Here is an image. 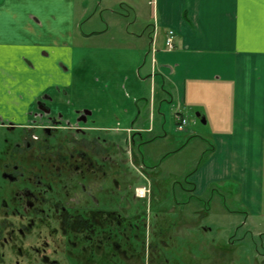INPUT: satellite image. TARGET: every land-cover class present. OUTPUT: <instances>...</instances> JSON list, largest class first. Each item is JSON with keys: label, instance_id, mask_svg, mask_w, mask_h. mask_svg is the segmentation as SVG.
Listing matches in <instances>:
<instances>
[{"label": "crops", "instance_id": "crops-1", "mask_svg": "<svg viewBox=\"0 0 264 264\" xmlns=\"http://www.w3.org/2000/svg\"><path fill=\"white\" fill-rule=\"evenodd\" d=\"M118 3L136 19L151 4L152 35L148 45L143 35H138L137 44L130 46L137 69L124 78L130 91L125 96L145 104L134 119L133 112L121 108L122 116L115 115L111 122H125L127 137L135 133L141 140L143 134L154 130L155 110L159 123L166 124L168 107L174 123L178 115L187 119V125L194 122V117L202 125H211L209 140L197 135L198 128L192 124L193 140L207 143L212 139L214 145L201 153L203 163L187 176V182L192 184L191 196L204 203L201 200L212 188L233 180L240 183V201L248 206L256 203L260 214L264 0ZM88 14L86 0H0V127H6L5 123L41 126L51 117L63 122L73 120L69 87L74 58L84 52L76 41L79 36H92L78 35L80 23ZM169 30L174 35L171 49L165 46ZM83 115L88 118L91 113ZM92 127L100 136L110 128L106 122H95ZM186 128L182 130L184 134ZM111 141L116 146L124 143L123 139ZM245 142L249 151L257 145L256 161L246 152ZM185 144L165 155L182 152ZM184 190L181 188L186 193Z\"/></svg>", "mask_w": 264, "mask_h": 264}, {"label": "flooded vegetation", "instance_id": "flooded-vegetation-1", "mask_svg": "<svg viewBox=\"0 0 264 264\" xmlns=\"http://www.w3.org/2000/svg\"><path fill=\"white\" fill-rule=\"evenodd\" d=\"M83 114L65 122L51 117L41 126L5 123L7 130H19V143L0 159L6 185L0 191V264H186L183 228L201 226L205 202L202 210L185 212L191 189L182 205L164 206L150 189L138 198L132 187L138 176L117 164L125 161L147 174L142 157L128 147L131 134L121 148L128 154H113L118 146L102 140ZM117 173L119 183L105 188Z\"/></svg>", "mask_w": 264, "mask_h": 264}, {"label": "rangeland", "instance_id": "rangeland-1", "mask_svg": "<svg viewBox=\"0 0 264 264\" xmlns=\"http://www.w3.org/2000/svg\"><path fill=\"white\" fill-rule=\"evenodd\" d=\"M118 1L86 0L89 14L87 19L85 18L80 23L78 35L92 36L83 38L79 36L76 41L77 45L84 48V52L79 53L78 58H74L72 83L68 95L69 101H71L70 115L73 116L72 119L87 111L91 113V116L88 117L89 124L106 122L110 128L106 129L105 134H101V138L108 140L115 147L116 145L111 140H124L128 134L124 130L125 122L117 118L121 122L115 125L111 120L115 115L122 116L121 108L133 112L134 119L137 117L140 106L145 104V101L143 103L139 99L142 104L135 103L136 100L125 96L126 93L130 95V91L128 82L126 83L124 78L132 75L133 70L137 69L130 46L137 44L136 37L138 35H143V40L148 45L152 35V5H146L140 13V17L136 19L126 6L120 8ZM145 95V98H148L149 93L146 92ZM169 108H167L166 124L159 123L161 119L157 117L155 110L154 130L149 134H143L142 140L132 133V144L128 141V147L132 150L133 155L136 157L138 154L142 157L143 169H146L147 174L143 173L136 165L131 168L128 162L117 161L118 170L129 173L130 176H138L140 182L133 183V188L136 186L148 187L159 202L163 200L164 206L171 205L174 201L182 205L180 203L188 199L187 193L181 191V188H184V191L189 190L186 177L199 164L203 163L204 159L201 158V153L214 145L212 139L204 143L191 138L192 124L198 128L197 135H204L207 139L211 135V125H202L200 120L194 117V122L189 123L187 128L185 127L187 133L179 132ZM115 128L118 132H115ZM18 132L17 129L9 131L6 127H0V159L8 158V154L12 152L13 144L19 143ZM36 133L41 135V131ZM255 137L257 140L258 135L255 134ZM180 142L181 144H179ZM182 144L186 145L182 152L165 155ZM244 144L245 147L247 142ZM122 146L125 144L123 143ZM122 146L112 148L113 154H128L127 150L121 149ZM252 147L254 150L250 149L251 152L247 147L245 149L253 156V161H256L257 145L254 144ZM34 153L35 151L27 152L29 156ZM262 168V175H264V167ZM262 175L263 191L260 199L262 211L260 214L256 212V203L248 206L240 201L238 196L241 186L239 182L233 180L227 181L220 187L215 186L217 189L212 188L213 190L211 189L204 196L203 202H206L209 208L208 216L198 223L201 224L199 228L197 226L183 228L182 261L185 259L186 264H189L190 261L191 264H264V177ZM117 176L118 173L106 179L104 181L105 188H111L114 180L119 183L120 179ZM5 187L0 181V191L5 190ZM172 195L175 197L173 198ZM160 198L162 199L160 200ZM190 199L191 202L188 205L190 208L185 209V212L188 209L202 210L203 203L200 204L196 198ZM182 215L186 216L183 213ZM186 247L191 249V255L187 254Z\"/></svg>", "mask_w": 264, "mask_h": 264}, {"label": "built area", "instance_id": "built-area-1", "mask_svg": "<svg viewBox=\"0 0 264 264\" xmlns=\"http://www.w3.org/2000/svg\"><path fill=\"white\" fill-rule=\"evenodd\" d=\"M173 37H174L173 31L169 30L167 33L166 40H165V46L168 49H171L173 47ZM175 119L177 122V129L179 131H182L187 124V120L178 115L175 116ZM148 192L149 190L146 187L135 188V194L138 198H144L148 194Z\"/></svg>", "mask_w": 264, "mask_h": 264}, {"label": "trees", "instance_id": "trees-1", "mask_svg": "<svg viewBox=\"0 0 264 264\" xmlns=\"http://www.w3.org/2000/svg\"><path fill=\"white\" fill-rule=\"evenodd\" d=\"M123 5H120V7H122ZM186 179H187V177H186ZM186 184L189 186V190L192 188V184L191 183H188L187 182V180H186ZM189 198H194L193 196H190ZM205 204V206H207V204L206 203H204ZM208 207V206H207Z\"/></svg>", "mask_w": 264, "mask_h": 264}, {"label": "water", "instance_id": "water-1", "mask_svg": "<svg viewBox=\"0 0 264 264\" xmlns=\"http://www.w3.org/2000/svg\"><path fill=\"white\" fill-rule=\"evenodd\" d=\"M196 116L198 117V114H196ZM202 123H204V121H202Z\"/></svg>", "mask_w": 264, "mask_h": 264}]
</instances>
